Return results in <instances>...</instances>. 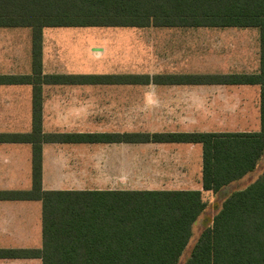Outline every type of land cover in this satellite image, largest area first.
<instances>
[{"label": "trees", "instance_id": "obj_1", "mask_svg": "<svg viewBox=\"0 0 264 264\" xmlns=\"http://www.w3.org/2000/svg\"><path fill=\"white\" fill-rule=\"evenodd\" d=\"M257 28L256 74L229 75H41L45 28ZM0 28H27L31 73L1 75L0 84L32 87V127L0 134V143L31 145L32 187L0 192V199L42 205L39 249L0 250L3 258L41 264H177L191 227L206 208L198 190L44 191L41 146L56 142L163 143L201 146L202 191L219 193L253 172L264 153V0H0ZM255 85L259 88L256 132H123L45 134L41 129L42 84ZM184 264H264V171L222 201Z\"/></svg>", "mask_w": 264, "mask_h": 264}, {"label": "crops", "instance_id": "obj_2", "mask_svg": "<svg viewBox=\"0 0 264 264\" xmlns=\"http://www.w3.org/2000/svg\"><path fill=\"white\" fill-rule=\"evenodd\" d=\"M5 29V28H1ZM11 29V28H8ZM13 29V28H12ZM46 29V28H45ZM44 30V29H43ZM181 35L176 40H197L196 36ZM193 37V38H192ZM219 41V38L207 39ZM181 42V41H180ZM182 44L170 46L181 47ZM215 46V45H213ZM233 47L234 45H230ZM182 48V47H181ZM180 48V49H181ZM98 50L91 52L93 58L100 57ZM56 55L54 45L45 49L46 68L44 69L43 31L41 38V75L90 76L104 75L117 77L122 75H229L237 73H196L185 72L169 66L161 74H64L54 72ZM259 57V54H258ZM186 57L178 59L184 63ZM190 58V57H187ZM194 57L193 59H197ZM200 58V57H199ZM201 61V60H200ZM196 62V61H195ZM177 63V62H176ZM259 68V59H258ZM202 72V71H201ZM258 72V70H257ZM256 72V73H257ZM31 73V39L29 73H1V75H29ZM253 73V74H256ZM157 86L169 89H190L196 93H213V90L226 91L242 89L248 94L255 90V85H124L116 81L107 84H42L41 85V129L45 134L90 135L123 133L122 130H102L91 127L92 120L103 121L122 119L123 97L107 95L108 91L122 87ZM27 86L30 98L19 96H0V134H26L32 127V87L25 84H0V93L7 92V87ZM102 91L104 94L92 95ZM20 91V90H19ZM214 91V92H215ZM96 92V93H97ZM235 91L231 94L235 95ZM113 93V92H111ZM201 99L202 97H195ZM170 104L172 103L171 100ZM201 103V100H197ZM251 101H247L249 105ZM233 104V103H232ZM236 104V102L234 103ZM239 114L238 119L248 122L251 128L216 129L210 131H166V132H256L259 130V114L249 118L248 109L231 110ZM118 116V118H117ZM254 120V124L249 123ZM107 125V124H105ZM136 132V131H126ZM162 132V131H160ZM153 133V132H150ZM143 152H147L146 155ZM264 158V153L262 159ZM261 161V160H260ZM259 161V162H260ZM202 153L198 144H163V143H94V142H56L43 143L41 146V188L44 191H85V190H198L220 197L221 203L231 192L232 185L249 174L235 181L219 193L202 191L201 185ZM32 187L31 145L28 143H0V192H22ZM245 188V186L243 187ZM241 190V189H240ZM40 203V214L29 203ZM220 208V207H219ZM218 208V209H219ZM216 209V211L218 210ZM42 245V205L37 200L0 199V250L39 249ZM40 259L3 258L0 264H37ZM41 264V261H40Z\"/></svg>", "mask_w": 264, "mask_h": 264}, {"label": "rangeland", "instance_id": "obj_3", "mask_svg": "<svg viewBox=\"0 0 264 264\" xmlns=\"http://www.w3.org/2000/svg\"><path fill=\"white\" fill-rule=\"evenodd\" d=\"M180 35V38L196 36L206 39L180 42L176 40ZM213 38L221 40L211 41L214 44L209 46L210 42L207 39ZM50 44L54 45L56 50L53 57L56 65L53 71L56 73L161 74L167 71L169 66L176 70L181 68L182 71L196 73L253 74L258 70L257 28H46L43 30L46 71L49 70L46 68L45 49ZM173 44L183 46L172 49L170 46ZM94 48L98 50L100 57L91 56ZM182 57H186L184 63L182 61L178 64V59ZM194 57L198 58L195 60ZM29 69L30 30L0 28V74L29 73ZM7 88L8 91L0 93V96H19L27 101L30 98V89L27 86ZM214 91L196 93L194 96L193 91L187 88L178 90L151 85L117 88L115 93L114 90H110L107 95L123 97L122 119H117L116 122L92 120L91 127L102 130L106 126L107 130L115 128L123 132L146 133L251 128L247 126L248 122L238 119L240 115L234 114L231 110L246 108L251 112L248 119H254L256 107L258 109L259 92L253 90L248 94L242 89ZM232 91H235V95L231 94ZM96 92H92V95H101L102 91ZM197 100L202 102L199 103ZM247 101H251L249 105ZM249 123L255 122L253 120ZM146 153L143 152L145 155ZM263 171L264 158H261L255 170L249 174L251 177L248 179L245 177L233 184L229 190L243 189L255 181ZM217 196L220 195L213 197L208 193L203 194L206 208L192 225L191 236L177 264L185 263L202 230L210 226L213 216L217 213L216 209L221 205V199ZM29 204L40 214L39 202ZM37 262L40 264L39 260Z\"/></svg>", "mask_w": 264, "mask_h": 264}]
</instances>
